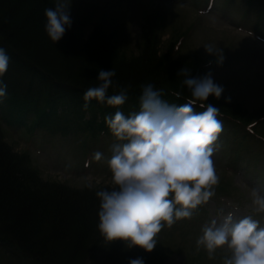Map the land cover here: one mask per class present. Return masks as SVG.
<instances>
[{
  "label": "trees",
  "instance_id": "trees-1",
  "mask_svg": "<svg viewBox=\"0 0 264 264\" xmlns=\"http://www.w3.org/2000/svg\"><path fill=\"white\" fill-rule=\"evenodd\" d=\"M55 4L53 0H0V48L10 58L7 72L0 76L7 85L0 109L14 114L15 121L33 112L32 124L58 121L65 127L77 125V130L95 131L108 128L106 115L125 112L128 107L137 111L146 84L161 91L162 99L169 103L181 105L190 98L184 77L178 73L187 68L196 77L199 57L193 62L172 57V48L160 52L158 26L152 45L139 57L130 58L113 46L111 31L101 32L109 35L107 46L106 41L82 36L81 18L69 8L71 27L54 42L45 30V9H54ZM101 69L116 73L107 95L124 88L128 98L117 107L93 99L85 109L83 94L98 86ZM177 92L181 93L179 99L174 95ZM205 103L232 116L237 126L264 122L262 114L253 119L255 115L244 114L239 105L213 96ZM4 138L0 124V264H18L16 261L23 259L31 264H128L137 257H142L144 264H159L155 252L129 249L123 241L109 242L99 232L96 192L113 187L82 190L41 179L29 155L14 152Z\"/></svg>",
  "mask_w": 264,
  "mask_h": 264
},
{
  "label": "rangeland",
  "instance_id": "rangeland-1",
  "mask_svg": "<svg viewBox=\"0 0 264 264\" xmlns=\"http://www.w3.org/2000/svg\"><path fill=\"white\" fill-rule=\"evenodd\" d=\"M64 2L81 18L82 36L106 41L107 46L109 35L101 32L111 31L113 46L126 57L137 58L151 46L158 26L160 52L166 53L172 48L169 51L172 57H186L193 62L198 55L196 77L211 72L214 82L224 87L220 98L223 103L239 105L244 114L255 115L253 119L264 115V43L238 29L245 24L246 28L264 35L260 31H264V0H218V11L211 13L200 10L207 0ZM94 32L101 35L94 37ZM181 35L184 38L179 49L174 50ZM204 46L213 48L217 54H208ZM34 116L33 112L26 116L29 124ZM15 117L0 109L4 140L17 154L29 155L41 179L82 190L114 187L107 165L110 146L115 142L113 135L107 133L104 139H96L89 130L64 134L40 128L35 134L13 122ZM222 124L223 131L211 157L219 176L215 195L199 206L190 219H179L171 227L165 225L152 251L160 259L159 264H223L224 258L230 255L226 246L217 249L210 258L202 246H197V239L204 225L213 219H222L228 212L237 219L250 215L264 227V212H257L252 203L254 193L264 197V141L248 133L242 124L237 126L226 119ZM255 129L264 135V122ZM89 146H93L91 150ZM91 151L93 159L87 167L86 158H90ZM96 152L103 153L104 159L96 161ZM239 154L242 159L237 160ZM259 168L263 173H259ZM18 261V264H31L26 259Z\"/></svg>",
  "mask_w": 264,
  "mask_h": 264
},
{
  "label": "clouds",
  "instance_id": "clouds-1",
  "mask_svg": "<svg viewBox=\"0 0 264 264\" xmlns=\"http://www.w3.org/2000/svg\"><path fill=\"white\" fill-rule=\"evenodd\" d=\"M69 7L64 0H56L54 9H45V30L54 42L71 27ZM204 47L208 54H217L213 48ZM9 59L6 50L0 48V76L7 72ZM115 75L113 69L98 72V86L83 94L85 109L93 99L113 107L126 102L127 89L107 95ZM178 75L184 77L183 84L190 92L185 103H169L162 99L161 91L146 84L137 111L125 115L117 110L105 116L115 138L107 158L114 187L96 192L100 201L97 227L105 240L123 241L129 249L152 252L165 225L190 219L215 195L219 183L211 157L223 124L218 119L219 108L204 102L209 96L220 99L224 87L214 82L211 72L192 77L190 69L182 68ZM6 90L7 85L0 81V98L7 95ZM174 95L179 99L181 93ZM197 105L204 110L196 111ZM94 159L100 161L104 154L96 152ZM252 203L257 212H264V197L254 193ZM197 246H202L210 258L226 246L230 255L223 264H264V227L250 215L237 219L228 212L203 226ZM128 264H144V260L137 257Z\"/></svg>",
  "mask_w": 264,
  "mask_h": 264
}]
</instances>
